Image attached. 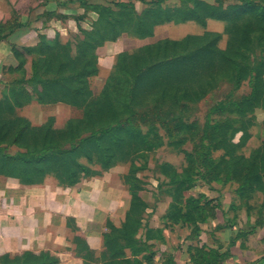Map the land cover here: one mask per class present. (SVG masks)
Here are the masks:
<instances>
[{
  "label": "trees",
  "instance_id": "16d2710c",
  "mask_svg": "<svg viewBox=\"0 0 264 264\" xmlns=\"http://www.w3.org/2000/svg\"><path fill=\"white\" fill-rule=\"evenodd\" d=\"M45 1V5L55 1L60 7L71 3ZM165 1L146 3L142 11L133 0L110 5L87 3L81 6L83 13L98 14L91 29L81 25L83 15L72 16L83 36L64 41L60 33L54 39L39 34L33 46L12 42L16 64L2 67L3 76L8 71L22 75L0 96V179L16 178L21 184L36 185L52 176L60 185L75 186L117 164L131 163L123 176L131 194L126 217L118 226L108 222L102 254L97 257L88 251L86 264H156L154 245L166 242L165 228L173 225L189 229L190 238L199 237L201 224L215 218L219 207L203 195L186 196L200 180L238 182L241 195L248 198L264 192V144L246 156L234 141L238 131L249 136L250 115L256 107L264 109V0ZM42 15H49L46 20L67 18L58 12ZM20 16L14 9L11 17L0 21V42L30 25ZM209 19L226 22L229 38L224 48L219 45L222 33L206 31L125 50L116 56L114 71L101 93L94 94L91 79L99 72L97 50L106 42L117 41L124 34L149 37L159 24L196 21L205 25ZM224 81L233 91L248 82L250 92L220 100L213 110L222 117L205 123L202 129L199 122L181 112L170 116L159 113V106L181 109L195 104ZM33 102L83 108V117L69 120L63 128L55 126L54 118L35 125L18 114V109ZM200 130L201 142L193 150L182 149ZM166 144L181 149L187 164L179 171L170 162L160 163L158 171L167 179L160 185L168 187L171 201L162 216L164 226L153 228L147 222L150 203L141 195L145 184L137 172L147 167V153ZM13 146L18 149L15 153L8 151ZM217 149L224 152L214 163L217 158L210 155ZM188 252L192 264L216 263L222 256L204 245L190 244ZM58 262L49 252L0 256V264ZM165 264L180 263L169 255Z\"/></svg>",
  "mask_w": 264,
  "mask_h": 264
},
{
  "label": "rangeland",
  "instance_id": "374dc122",
  "mask_svg": "<svg viewBox=\"0 0 264 264\" xmlns=\"http://www.w3.org/2000/svg\"><path fill=\"white\" fill-rule=\"evenodd\" d=\"M15 9L21 12L20 20L23 22H30L31 26L37 19L46 20L49 15H37L34 14L33 9L36 6L45 4V0H10ZM67 3L62 7V13L69 19H73L72 16L83 15L84 18L81 25L87 28L86 23H91L98 18L96 13L92 15L84 14V9L81 8L87 3H102L108 4L117 3L119 1L132 2V0H59ZM136 4L138 11H142L147 6L146 3L154 2V0H133ZM180 0H166L165 3L174 4ZM212 3H217L216 0H207ZM225 1V0H223ZM233 0H226V2H232ZM54 2V1H52ZM50 3V2H49ZM49 8L57 7V5L51 3ZM30 8L29 14L27 9ZM94 16V17H92ZM11 17L7 15L0 17V21ZM38 17V18H37ZM46 17V18H45ZM63 19L64 24L62 26V37L64 41L76 40V35L83 36L80 33L78 25L67 22ZM54 19V18H52ZM51 19V20H52ZM51 20H46L48 23ZM226 22L218 19H209L205 25L196 21H187L184 23L168 22L159 24L156 26L154 34L146 38H137L127 34H124L119 44L107 46L105 49H101V55L99 58V72L91 79L92 89L95 95H99L114 71V64L116 60V53L121 49L134 51L139 47L155 43L159 40L166 38L180 39L188 34H203L206 31L220 32L222 38L219 42L220 47H225L228 42V34L225 33ZM87 29H91L88 27ZM115 55V56H114ZM29 66V65H28ZM22 75L21 72H7L5 76L0 78V96L4 95V91L7 90L11 82ZM250 84L245 82L238 90L233 91V86L227 82H221L212 92H210L204 99L195 103L188 104L185 107L178 109L173 106H159V113L164 116H170L174 112L177 114L181 112L189 120L200 123V129L203 128L205 123H213L218 121L222 115L213 110V106L220 100L228 97L230 94L235 98H240L250 92ZM233 91V93H231ZM161 108V109H160ZM5 111V110H4ZM7 112L5 111V114ZM18 114L28 117L35 125H41L50 118H54L55 126L63 128L66 123L73 119L78 120L83 117V108L74 107L64 103L56 104H39L33 102L23 108L18 109ZM2 112L0 111V117ZM160 117V116H159ZM264 109L256 107L255 112L250 115V124L248 127L249 136L245 137L243 131H238L234 136V141L240 144V153L250 156L254 151L259 149L264 144ZM240 125V123H237ZM145 129L147 127H144ZM160 132L164 134L163 127H160ZM201 130L198 132L194 140L186 143L182 149L193 150L197 143L201 142ZM168 139H166L167 141ZM207 149V148H206ZM9 152L15 153L18 151L17 147L13 146L8 148ZM224 150L211 151L212 158H217L214 163L218 161V157ZM210 153L206 154L208 156ZM147 161V167L137 172L138 176L142 178L144 182V190L141 191V195L149 201L150 208L148 209L149 222L156 223L160 218V211L158 207L162 204L167 206L171 198L167 196V186L162 185L167 179L159 173V165L162 162L172 163L179 171H182L187 162L185 154L181 149L174 148L169 145H164L154 151L147 153L145 158ZM130 162H124L112 167L111 173L113 182L120 183L127 189L123 176L130 168ZM211 169H215V165H212ZM110 170V169H109ZM107 170V171H109ZM202 171L206 172L202 167ZM215 173H209L212 177ZM2 177L0 180H4ZM50 180L53 184L57 181L54 177L48 176L46 180ZM122 186V187H123ZM240 185L238 182H225L221 181H205L200 180L196 185L185 194L186 196L199 197L205 196L207 199L212 200V204L217 207V216L210 219L206 223L201 224V233L199 237L190 238L191 231L181 225H173L168 227L166 232V242H157L154 245L156 255L154 261L156 264H165L166 257L171 256L177 260L180 264H192L190 259V253L188 247L193 245H204L206 249L220 252L221 257L218 256L216 263L212 264H256L261 259H264V192L252 193L251 197L241 195ZM166 189V191H165ZM155 210V213H153ZM153 213V214H152ZM159 219V220H158ZM160 222V221H159ZM161 223V222H160ZM263 264V263H261Z\"/></svg>",
  "mask_w": 264,
  "mask_h": 264
},
{
  "label": "crops",
  "instance_id": "0c3cea01",
  "mask_svg": "<svg viewBox=\"0 0 264 264\" xmlns=\"http://www.w3.org/2000/svg\"><path fill=\"white\" fill-rule=\"evenodd\" d=\"M51 3L57 7L49 8ZM14 9L10 0H0V17L10 15ZM45 11L61 14L62 7L51 1L33 9L36 16ZM29 12L30 8L26 14ZM92 13L96 12L88 14ZM37 20L0 42V78L4 65L16 64L12 42L33 46L38 43L39 34H45L49 39H54L57 33L63 34L62 19L54 18L48 23L41 18ZM66 21L78 25L74 19ZM86 24L87 28L91 27V23ZM120 42L121 39L108 41L98 48L99 58L101 49ZM123 51L124 46L116 56ZM111 170L100 176L83 178L75 186L60 185L56 179L54 184L47 179L45 183L36 185L21 184L16 178L0 180V256L49 252L58 258V264H86L88 251L100 256L104 250V234L109 230L108 222L120 225L131 203L130 192L121 182H113ZM163 204L158 207L161 223H151L148 218L150 227L164 226L162 216L170 202L167 206ZM261 263L264 264V259L256 264Z\"/></svg>",
  "mask_w": 264,
  "mask_h": 264
}]
</instances>
